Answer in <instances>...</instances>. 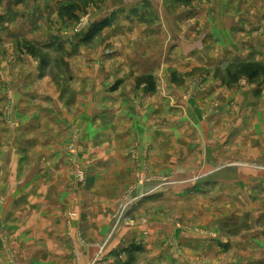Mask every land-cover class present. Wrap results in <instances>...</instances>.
Returning a JSON list of instances; mask_svg holds the SVG:
<instances>
[{"label": "crops", "instance_id": "0c3cea01", "mask_svg": "<svg viewBox=\"0 0 264 264\" xmlns=\"http://www.w3.org/2000/svg\"><path fill=\"white\" fill-rule=\"evenodd\" d=\"M81 18L88 20L89 29L104 25L87 37L89 31L73 29ZM231 60L264 65V0H0V235L12 212L21 213L11 211L22 181L18 156L25 153L19 147L38 136L37 122L52 123L51 117L38 120L30 115L31 108L41 101L50 108L90 107L78 97L83 91L98 92L94 104L101 108L105 104L100 93L108 91V82L114 80L119 85L108 92L110 108L121 106L122 98L132 99L131 93L147 91L137 107L129 102L132 111L125 118L133 126L135 122L133 138L175 140L181 133L175 126L179 129L184 122L203 126L213 118L227 122L232 107L240 111L248 106L254 109V123L262 134L264 76L258 73L252 81L235 77V71L230 76ZM199 80L204 90H199ZM57 91L66 95L53 103ZM189 91L196 94L186 98ZM118 92L128 94L118 98ZM69 93H76L75 98ZM150 117L175 130L150 134ZM237 118L241 123L246 116ZM83 120L78 116L74 122L83 125ZM44 130V136H51V126ZM48 150L52 155V148ZM29 185L26 177L24 187ZM49 207L53 209L52 204ZM40 210L28 207L24 212L39 216ZM148 210L136 217L144 219L140 224L118 229L111 248L114 257L122 254L126 262L131 259L129 246L140 244L138 252H131L143 255L134 264H241V255L254 250L255 244L246 245L243 234L229 246L222 238L178 232L161 213L154 219ZM110 213L100 212L99 219L108 220ZM166 232L174 234L177 247L162 246ZM97 253L82 254L83 262ZM6 262L0 250V264Z\"/></svg>", "mask_w": 264, "mask_h": 264}, {"label": "rangeland", "instance_id": "374dc122", "mask_svg": "<svg viewBox=\"0 0 264 264\" xmlns=\"http://www.w3.org/2000/svg\"><path fill=\"white\" fill-rule=\"evenodd\" d=\"M82 19L74 26L75 33ZM229 67L230 76L232 71L237 73L235 77L245 76L250 81L258 73L264 76V65L256 61L233 60ZM197 83L199 90H204L203 81ZM109 84L110 89L100 93L105 104L101 108L94 104L98 92L83 91L78 97L90 107L50 108L41 101L30 109V115L51 117L52 123L37 122L38 136L26 140L18 150L25 153L18 156L17 173L23 185L21 181L15 189L11 211L16 208L21 213L12 212L0 235L6 264H91L101 251L106 264L124 263L122 254H112L114 235L121 225L133 227L144 221L136 217L147 209L154 219L161 213L178 232L222 238L229 246L243 234L246 245L255 247L241 255V264H264V131L257 130L254 109L248 106L237 111L232 107L229 120L223 123L214 118L199 127L184 122L179 129L175 126L181 132L175 140L133 138L135 122L133 126L125 118L132 111L129 102L136 106L147 91L131 93L129 100L122 98L128 93L118 92L121 106L110 108L108 92L119 84L114 80ZM53 94V103L66 95ZM72 94L68 97L75 98L76 93ZM193 94L196 91L185 92V97ZM11 110L9 106L5 111L9 114ZM78 116L85 117L83 125L74 122ZM242 116L245 120L237 122L235 118ZM148 121L150 134L175 130L152 117ZM45 126L52 127L51 136H44ZM26 177L29 187H24ZM28 207L43 212L40 210L39 216L24 212ZM99 211L111 212L110 218L100 220ZM167 233L162 246L177 247L174 234ZM93 250L98 251L96 256L83 262L82 254ZM127 255L133 263L143 256Z\"/></svg>", "mask_w": 264, "mask_h": 264}, {"label": "built area", "instance_id": "2783aa9c", "mask_svg": "<svg viewBox=\"0 0 264 264\" xmlns=\"http://www.w3.org/2000/svg\"><path fill=\"white\" fill-rule=\"evenodd\" d=\"M87 27H88V20L84 18L82 19V21H80L76 31L78 33H82ZM91 264H106L102 251L93 259Z\"/></svg>", "mask_w": 264, "mask_h": 264}, {"label": "trees", "instance_id": "16d2710c", "mask_svg": "<svg viewBox=\"0 0 264 264\" xmlns=\"http://www.w3.org/2000/svg\"><path fill=\"white\" fill-rule=\"evenodd\" d=\"M102 25H104V23L93 26V27L90 29V31H89L87 37H90V36H92L93 34H95L98 30H100V28L102 27ZM140 249H141V247H138V246H135V245H134V247H133V246H132V247H129V249H127V250H129V251H131V252H133V251L135 252V251H138V250H140ZM120 264H134V263H133V260L131 259V260L128 261V262H124V263H120Z\"/></svg>", "mask_w": 264, "mask_h": 264}]
</instances>
